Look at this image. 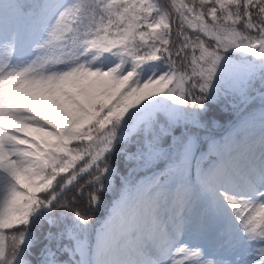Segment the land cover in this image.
I'll list each match as a JSON object with an SVG mask.
<instances>
[{"label":"snow or ice","instance_id":"obj_1","mask_svg":"<svg viewBox=\"0 0 264 264\" xmlns=\"http://www.w3.org/2000/svg\"><path fill=\"white\" fill-rule=\"evenodd\" d=\"M0 264H264V0H0Z\"/></svg>","mask_w":264,"mask_h":264},{"label":"trees","instance_id":"obj_2","mask_svg":"<svg viewBox=\"0 0 264 264\" xmlns=\"http://www.w3.org/2000/svg\"><path fill=\"white\" fill-rule=\"evenodd\" d=\"M214 112L218 120V125L211 129L210 132L205 135V139L209 134L222 133L225 129L229 128L236 120L238 115V113L233 111L231 108H225L223 105L216 106ZM94 216L96 217V219L102 221L106 216V212L104 209H99L96 213H94Z\"/></svg>","mask_w":264,"mask_h":264},{"label":"rangeland","instance_id":"obj_3","mask_svg":"<svg viewBox=\"0 0 264 264\" xmlns=\"http://www.w3.org/2000/svg\"><path fill=\"white\" fill-rule=\"evenodd\" d=\"M232 126V125H231ZM231 126L229 127V128H231ZM228 129V128H227ZM220 134H226V132H225V130L222 132V133H220ZM219 138V136H217V139ZM107 218V216H105L104 218H103V220L104 219H106ZM103 220L101 221V222H103Z\"/></svg>","mask_w":264,"mask_h":264}]
</instances>
